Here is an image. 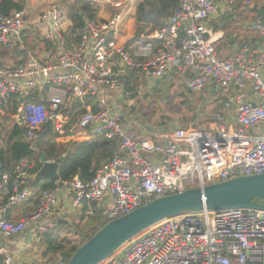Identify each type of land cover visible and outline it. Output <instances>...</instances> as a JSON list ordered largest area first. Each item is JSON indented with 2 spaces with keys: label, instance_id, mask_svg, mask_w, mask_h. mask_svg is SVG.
<instances>
[{
  "label": "built area",
  "instance_id": "2783aa9c",
  "mask_svg": "<svg viewBox=\"0 0 264 264\" xmlns=\"http://www.w3.org/2000/svg\"><path fill=\"white\" fill-rule=\"evenodd\" d=\"M106 2L117 11L106 19H86L77 43L70 46L63 28L67 17L51 3L40 16L47 24L43 39L51 48L29 54L21 64L0 60V122L6 117L11 125L24 126L31 145L44 125H51V142L96 136L117 141L115 155L91 179L59 178L38 196L25 185L35 165L30 157L20 158L12 170L0 169V264L67 263L62 257L52 263L18 259L17 251L8 248L11 238L25 231L33 239L49 232L65 214H58L63 193L70 195L72 208L109 199L112 208L104 212L109 221L158 197L264 172V20L248 23L257 42L225 53L207 37L206 23L217 0H177L164 25L137 33L121 28L128 5ZM244 2L250 5L251 0ZM28 25L24 8L0 14V44L14 40L23 48ZM180 68L191 74V93L209 88L211 101L220 105L211 113L212 125L175 122L160 132V141L138 138L134 116L126 118L123 111L133 100L125 88L129 72L148 83L137 86L140 95L169 70ZM216 92L225 99L216 98ZM33 201L32 209L14 217L15 208ZM99 264H264V210H186L128 239Z\"/></svg>",
  "mask_w": 264,
  "mask_h": 264
},
{
  "label": "trees",
  "instance_id": "16d2710c",
  "mask_svg": "<svg viewBox=\"0 0 264 264\" xmlns=\"http://www.w3.org/2000/svg\"><path fill=\"white\" fill-rule=\"evenodd\" d=\"M64 5L66 6V16L71 22L64 32V37L67 41V46H70L73 43H77L84 21L96 18L98 7L95 4H91L89 0L66 1ZM176 5L177 0H143L136 9V31H142L143 25L150 24L153 27L164 25ZM24 6V0H0V14L6 15L12 10L23 9ZM260 19L264 20V12ZM41 41L44 46L51 44L46 39ZM155 44L159 46L160 42L156 41ZM31 48L33 49L34 46L32 45ZM132 83L133 80L128 77L125 88L129 92V98L137 96V86ZM145 95H147V92L144 93ZM15 106L16 99H13L12 104L8 108L10 113L14 112ZM195 117L196 114L194 113L192 119ZM25 132L26 128L24 126L14 124L7 132L6 137H0V169L12 170V167L24 156L34 160L35 165L30 170L32 175L25 182V185L32 189L34 188L35 196L39 194L38 189L50 188L54 184V181L46 178H33L34 173L41 165V154L53 160L63 156L58 167L60 179L78 175L82 181H87L93 177L95 170L102 162L110 159L117 152V141L103 136L82 141L51 142L49 139L54 136L51 131V125H44L38 132L36 145H31L25 139ZM87 215L89 217L87 224L90 231H82L81 233L77 231L75 236H69L64 233L67 221L57 219L53 228L40 238L41 255L47 258L48 261H53L57 257H62L68 261L72 253L107 222L102 210L95 203L84 201L80 218Z\"/></svg>",
  "mask_w": 264,
  "mask_h": 264
},
{
  "label": "crops",
  "instance_id": "0c3cea01",
  "mask_svg": "<svg viewBox=\"0 0 264 264\" xmlns=\"http://www.w3.org/2000/svg\"><path fill=\"white\" fill-rule=\"evenodd\" d=\"M66 1L69 0H24V5H25L24 9L26 10L28 15L29 25L27 28L23 30L22 33L23 48H21L19 44H17V42L14 40L6 45L0 44L1 62L3 64H12V65L21 64L26 61L29 54H35V55L45 54L48 51L47 49H50L52 45L44 46L43 42L41 41L47 34V24L41 22L40 16L45 10L48 9L51 3H54L56 6H58L62 11H64L66 15V6L64 5ZM119 1L124 2V4L126 3V6L128 5V8L126 10L128 15L127 16L124 15V20L123 23L121 24L122 30L128 33H137L138 31H136L137 25L135 22V14L137 7L143 2V0H119ZM263 4H264V0H259V1L251 0L250 5H247L244 2V0H234V2L232 3H228L227 0H217L216 10L214 14L211 15V17L207 20L206 26L208 30L207 37H210V39L214 41L218 51H224L225 53H230L235 48L239 47L244 43L253 44L259 40L258 35L249 28L248 23L253 19L260 18L262 16V13L264 12V8H263L261 15L258 16L257 13L253 11L250 7H252L253 5H256L257 7H261ZM96 6L98 7L97 17L100 19H106L117 11V8L111 5L109 2H106V0H99V2L96 3ZM70 24H71L70 20L66 18L63 24L64 30H66L70 26ZM156 27L159 26L153 27L150 24L143 25L142 31L144 30L150 31ZM32 45L34 46L33 49L31 48ZM168 74L169 75L177 74L183 77L186 85L188 83V80L191 78V74L186 68L169 70L166 75ZM128 77L131 78V80H133L132 84H135V86L139 85L140 77L137 75V73L133 71L129 72ZM161 82L162 79L160 80V83ZM147 89H145L144 93L147 92ZM187 92H188V88H187ZM214 95L218 99L221 100L225 99V95H223L220 92H216ZM196 96H199L202 103H208L211 100L209 88H203L201 93ZM220 108H221L220 105L215 103V107L210 111L212 113L214 110ZM211 113L210 115H208L207 113H203L202 110H199L198 112L195 113L196 117L194 118L195 120L193 122L189 124L181 123V125L188 126L193 124L196 126L202 125V127L208 128L212 125ZM205 115L208 116L206 117ZM5 119L7 118L5 117ZM131 122H132V126L136 130L138 138L146 139V137L151 136L154 139L153 141H160L161 139L158 138V135L161 134L162 132L169 131V129L172 127V124L175 123L172 122L171 125H166L164 122H162L161 125H149V123L148 125H140L139 123L136 124L133 121ZM199 122H201L200 125H198ZM2 123L3 120L0 122V137L4 138L7 136L6 135L7 132L13 125H11L10 123V125H8L6 129H4V125H2ZM69 141H75V140H69ZM77 141H82V140H77ZM38 190L40 192V189ZM70 199H71L70 195H68L67 193L61 194L59 200V208L63 209L64 211L59 210L58 214L60 212L66 213L65 211L66 208L70 210L74 209L71 207ZM35 203L36 201H33L31 204H24L25 205L24 208L32 209L35 206ZM26 205H30V206L27 207ZM107 205H111L109 199H106L104 203L97 205V207L102 210L104 217H105L104 212L107 208ZM82 206L83 203L78 207H82ZM78 207L75 208L78 209ZM14 210L16 211L15 213L16 215H14V217H18L19 212L21 211L20 208L17 207ZM38 240L40 241V239H33L32 237H30L29 232L25 231L22 233V239H18V238L11 239L8 242V248L11 251L12 250L17 251L15 255L16 258L18 259H23V260L33 259L39 262L52 263V261H48L47 258H44L42 255L40 256L37 255L36 252L37 249L35 243H37L36 241Z\"/></svg>",
  "mask_w": 264,
  "mask_h": 264
},
{
  "label": "water",
  "instance_id": "95a60500",
  "mask_svg": "<svg viewBox=\"0 0 264 264\" xmlns=\"http://www.w3.org/2000/svg\"><path fill=\"white\" fill-rule=\"evenodd\" d=\"M258 16L264 8L250 7ZM160 85V79L155 80ZM189 91V89H188ZM190 92V91H189ZM63 156L48 161L40 155V167L35 179H59L58 167ZM224 210L254 208L264 210V172L250 176L211 183L203 187H191L181 192L155 198L117 218L107 221L87 241L79 246L66 264H99L118 250L125 241L151 225L186 210Z\"/></svg>",
  "mask_w": 264,
  "mask_h": 264
},
{
  "label": "rangeland",
  "instance_id": "374dc122",
  "mask_svg": "<svg viewBox=\"0 0 264 264\" xmlns=\"http://www.w3.org/2000/svg\"><path fill=\"white\" fill-rule=\"evenodd\" d=\"M124 15L127 16L128 13L125 11L123 13V16ZM139 84L148 86L146 80H144L143 83ZM160 86H166L164 94L161 93ZM189 93L191 92H187V85L185 84L183 77L177 74H168L162 77V82L160 83V85L154 84L153 86L148 88L147 95L144 96V92H142V94L133 97L132 103L129 104V109H125L123 111L125 112L126 118H128L129 114L131 113L133 116L137 117L138 121L147 122L153 125L155 123L157 125L160 120H162V122H164L166 125H171L172 122L189 124L195 120L192 119V117L194 113L198 112L199 110H202L203 113H207L208 115H210V110L215 107V102L210 100L208 103H202L199 96H196L193 93ZM154 97L157 99H155ZM122 105L123 104L121 103V106ZM130 109L131 111H129ZM208 115L205 116L207 117ZM10 122L11 121L5 119V117L3 118L2 125H4V129H6V127L10 125ZM122 122L125 123L126 120L123 119ZM200 123L201 122H199L198 125H200ZM199 127L204 128L202 127V125H200ZM146 139L154 140L151 136L146 137ZM26 206L28 207L30 205ZM18 207L21 211L30 210L27 208L25 209L24 204L19 205ZM110 208H112V206L107 205L106 210H109ZM60 210L64 211L63 209ZM65 211L66 213L59 218L67 221L66 230H64V233L69 236H75L77 231H79L80 233L82 231H90L87 224L89 218L88 215L80 218L81 207L71 210L66 208ZM16 238L22 239V234L16 235L11 239ZM36 242V252L37 255L40 256L42 246L39 243V240Z\"/></svg>",
  "mask_w": 264,
  "mask_h": 264
},
{
  "label": "flooded vegetation",
  "instance_id": "af4514ba",
  "mask_svg": "<svg viewBox=\"0 0 264 264\" xmlns=\"http://www.w3.org/2000/svg\"><path fill=\"white\" fill-rule=\"evenodd\" d=\"M160 91H161L162 94H164V92H165V87H164V86H160ZM162 96H163V95H162ZM154 98H155V97H154ZM155 99H157V98H155ZM133 119H134L133 122H135L136 124L139 123L140 125H148L147 122H140V121H138V119H137L136 116H135ZM145 123H146V124H145ZM161 124H162V120H160L159 123H157V125H161ZM149 125H153V124H149ZM154 125H156V123H155Z\"/></svg>",
  "mask_w": 264,
  "mask_h": 264
}]
</instances>
